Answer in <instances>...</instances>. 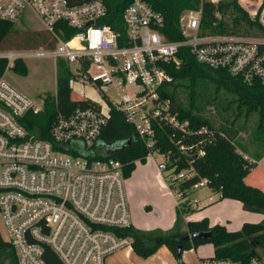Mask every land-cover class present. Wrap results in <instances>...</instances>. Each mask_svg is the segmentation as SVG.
I'll return each mask as SVG.
<instances>
[{
  "label": "built area",
  "instance_id": "2783aa9c",
  "mask_svg": "<svg viewBox=\"0 0 264 264\" xmlns=\"http://www.w3.org/2000/svg\"><path fill=\"white\" fill-rule=\"evenodd\" d=\"M250 2L264 30V0ZM28 9L56 44L0 50L7 60L0 76V215L18 264H108L116 251L133 247L132 238L121 234L132 225L124 163L101 145L111 108L134 126L147 159L156 153L163 157L159 169L171 170L165 179L179 202L185 200L178 184L194 172L169 166L172 153L157 147V127L172 129L170 140L183 153L198 156L205 154L213 131L207 125L193 129L173 111L165 95L173 80L170 70L181 67L180 53L188 49L208 68L264 84V33L252 38L202 33L201 7L183 18V37L171 40L164 31L165 15L146 0L126 7L122 30L103 21L108 15L104 0H0V19L14 22ZM67 27L77 29L70 39L62 37ZM46 57L76 64L72 87L90 85L98 98L79 93L94 105L57 108L50 121L37 120L47 96L33 98L6 72L21 60ZM207 185L204 178L194 188ZM201 264L238 262L204 259ZM250 264L262 262L253 257Z\"/></svg>",
  "mask_w": 264,
  "mask_h": 264
},
{
  "label": "trees",
  "instance_id": "16d2710c",
  "mask_svg": "<svg viewBox=\"0 0 264 264\" xmlns=\"http://www.w3.org/2000/svg\"><path fill=\"white\" fill-rule=\"evenodd\" d=\"M72 3H80L88 0H70ZM133 0H104L108 8V15L104 22L114 25L122 30L123 13L126 7ZM157 10L165 15L166 27L164 29L168 39L175 40L183 37L181 15L185 10L199 9L202 7L203 16L201 32H207L209 28L215 29L217 26L224 27L225 20L222 18L228 14L234 15L231 19L232 27L239 26L242 21L253 25L259 34L264 33L262 26L256 20H250L246 11L238 2L216 4L208 0H146ZM221 15V16H220ZM77 33V29L67 27L62 34L65 39H70ZM20 32L13 27V21L0 19V50L12 48H39L54 47L56 42L46 31H35L29 34L30 42L16 43ZM120 44L123 42L120 40ZM17 45H15V44ZM182 65L178 69H171L170 73L173 83L183 80L189 91L190 105L188 108L177 104L174 96L165 87V95L170 96L174 110L179 111L183 119L190 121L191 128L198 129L207 125L213 131V140L204 144L205 154L188 155L183 153L171 140L172 129L167 126L157 127L158 136L161 142L157 147L163 151H171L170 162L174 165V170L179 172L183 169H191L194 174L179 182L178 186L182 192V198L188 197L189 191L202 179L208 180V187L220 194L221 198H233L240 200L246 210L264 213V189L249 184L247 176L252 169L257 166L258 161L264 155V149L258 155L249 158L241 150L236 141V133L230 128L222 127L221 130L202 118L200 113L193 112L196 109V99L199 97V86L203 80H211L218 88L228 90L236 99L234 108L236 117L241 115L249 117L250 114H257L259 123L255 130L254 140L264 146V84L259 81L248 83L239 76L233 75L226 70H215L208 68L196 61L190 50L184 49L180 53ZM7 60L0 58V76L4 73ZM58 77L57 91L52 96H47L45 112L37 116V120L50 121L57 108L72 109L78 105H94V102L85 96L78 94L75 96L72 87V79L76 78L75 73L69 67V63L64 59L57 61ZM14 71L26 75L28 68L26 62L21 60L17 63ZM204 97V96H203ZM215 96L214 98H216ZM211 99V98H210ZM209 102V100H208ZM48 124L46 125L47 129ZM198 136V135H197ZM104 143L117 142L108 153L124 163L125 175L128 178L136 167L138 161L146 162L147 147L138 138L134 126L129 123L124 114L116 108H111L107 126L102 132ZM172 165V166H173ZM178 210V219L175 226L168 231H145L133 226L124 228L121 232L132 238L133 249L138 255L148 257L152 255L160 246L166 245L175 255L178 256V248L181 245L184 250L198 247L204 243H213L215 253L213 256L204 259H223L238 262V264H250L253 257L258 256V248L264 247V220L259 223L245 222L241 229L230 231L225 225L217 223L210 226L207 219L201 221L187 222V230L180 228L183 214L190 211V207L182 204ZM182 209V210H181ZM199 231H211L209 239L194 237L179 240L181 236ZM179 258V256H178ZM10 259V260H9ZM181 264H185L179 258ZM0 264H18L17 257L9 240L0 236Z\"/></svg>",
  "mask_w": 264,
  "mask_h": 264
},
{
  "label": "crops",
  "instance_id": "0c3cea01",
  "mask_svg": "<svg viewBox=\"0 0 264 264\" xmlns=\"http://www.w3.org/2000/svg\"><path fill=\"white\" fill-rule=\"evenodd\" d=\"M249 184L264 189V155L257 166L247 176ZM132 224L145 231H168L178 219V210L182 204L190 207L183 214L180 228L187 230V222L207 219L210 226L223 224L230 231L242 228L245 222L259 223L264 220V213L246 210L240 200L221 198L220 194L208 186L190 190L188 197L179 202L177 195L169 186L158 163L152 159L136 163V167L126 181ZM182 210V209H181ZM0 236L8 240L1 233ZM125 255L118 257L116 264H181L166 245L160 246L152 255L143 257L132 248H124ZM213 243H204L198 247L184 250L181 258L185 264H201V258L213 256ZM258 258L264 264V247L258 248Z\"/></svg>",
  "mask_w": 264,
  "mask_h": 264
},
{
  "label": "rangeland",
  "instance_id": "374dc122",
  "mask_svg": "<svg viewBox=\"0 0 264 264\" xmlns=\"http://www.w3.org/2000/svg\"><path fill=\"white\" fill-rule=\"evenodd\" d=\"M213 1L216 4L222 5L225 3L238 2L239 5L246 11L250 20H255V14L252 12V2L250 0H208ZM192 10V9H191ZM190 9L183 11L180 21L186 18L190 14ZM234 15L228 14L222 17L225 20V26H217L215 29H207L212 35H240L245 37H256L259 32L253 28V25L248 24L245 20L235 28L232 26L231 19ZM221 16V15H220ZM14 29L18 30L21 35L16 39V43L30 42L32 37L28 35L35 31H46L42 20L31 9L25 10L21 17L13 22ZM28 38V39H27ZM15 44V43H14ZM17 45V44H15ZM43 47V46H42ZM32 48V47H31ZM35 49V47H33ZM12 49H25V48H12ZM4 50V49H2ZM6 50V49H5ZM28 68L26 75L19 74L13 70L6 72V78L15 86L23 90L33 98L40 100L44 95L52 96L57 91V77L58 67L57 62L53 58H28L25 60ZM69 67L73 72H77L78 66L76 64H69ZM74 94L77 96L79 91L90 98H98V93L90 88V85L80 86L75 84L73 87ZM168 92L174 96L177 104L182 107L188 108L190 105L189 91L186 87V82L183 80L173 83L168 87ZM204 96V97H203ZM217 96L216 98H214ZM211 98V99H210ZM209 100V102H208ZM236 104L235 97L226 89L218 88L217 84L211 80H203L199 86V97L196 99V109L193 112L200 113L202 118L208 120L212 126L221 130L222 127H227L235 131L236 141L240 146V150L252 158L258 155L264 149V146L257 143L254 140L255 130L259 123V117L257 114H250L249 117L243 115L236 117L234 108H231ZM102 147L106 151H110L117 142L101 143ZM154 159L157 163L162 162L163 157L160 154H155ZM166 174L171 173V170L165 171ZM0 233L4 237H9L4 222L0 215ZM125 253L123 251H116L114 254L108 257V264H116L119 261L118 257H123ZM10 260V259H9Z\"/></svg>",
  "mask_w": 264,
  "mask_h": 264
},
{
  "label": "water",
  "instance_id": "95a60500",
  "mask_svg": "<svg viewBox=\"0 0 264 264\" xmlns=\"http://www.w3.org/2000/svg\"><path fill=\"white\" fill-rule=\"evenodd\" d=\"M91 23L92 22H90L89 24H91ZM172 165H173L172 162H169V166L171 167ZM211 236H212V232L211 231H199V232L190 233V234L185 235V236H181L179 238V240L190 239V238H194V237H201V238H204V239H209V238H211ZM182 252H183V248L180 245L179 248H178V256H179V258H181Z\"/></svg>",
  "mask_w": 264,
  "mask_h": 264
}]
</instances>
